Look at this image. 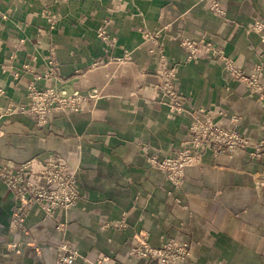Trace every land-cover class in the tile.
Segmentation results:
<instances>
[{"label": "crops", "instance_id": "0c3cea01", "mask_svg": "<svg viewBox=\"0 0 264 264\" xmlns=\"http://www.w3.org/2000/svg\"><path fill=\"white\" fill-rule=\"evenodd\" d=\"M219 3L224 15L209 0H0V166L36 173L57 154L81 189L51 215L31 205L16 226L17 199L0 178V264H56L62 244L78 252L73 264H147L132 255L138 232L156 248L188 243L179 264H264V155L207 153L180 185L152 163L180 151L196 110L264 138V100L226 67L264 87V29H253L264 0ZM183 40L211 42L223 59L189 60ZM164 69L176 98L161 90ZM50 88L87 101L41 125L21 107Z\"/></svg>", "mask_w": 264, "mask_h": 264}, {"label": "built area", "instance_id": "2783aa9c", "mask_svg": "<svg viewBox=\"0 0 264 264\" xmlns=\"http://www.w3.org/2000/svg\"><path fill=\"white\" fill-rule=\"evenodd\" d=\"M210 11L217 15H224L225 11L219 0H209ZM253 29L263 30L264 24L256 22ZM103 39L104 32L99 33ZM182 47L187 51L188 59H195L204 54L210 59H223L224 52L208 41L183 40ZM229 74L234 78L246 82L250 91L264 100V87L258 81L257 75L247 76L231 61L226 60ZM175 72L164 69V80L161 90L171 97H177L173 85ZM87 99L80 93L67 94L65 90L50 88L46 90L32 89L30 105L21 107L33 114L37 122L45 124L55 111L76 112L82 109ZM174 110L180 109L175 104ZM238 119H235L237 122ZM190 138L184 142L180 151L173 157L159 160L152 158V163L167 172L168 179L180 185L188 166L199 164L207 153L218 155L221 153H246L253 159L264 155V138L254 142L244 137L235 128H226L216 120L215 114L207 110L193 112L190 125ZM0 178L16 196L17 205L13 214V224L20 225L26 218L28 209L33 204H40L47 214H54L59 208H69L80 199L81 189L76 173L59 155L50 156L44 168L36 173L31 172V164L26 163L17 167L0 166ZM135 243L132 255L145 259L147 264H179L191 255L188 243L169 241L160 248L153 247L148 241L146 232L134 235ZM13 248L19 251L16 245ZM79 257L78 252L67 244L59 247L56 264H73ZM107 258H101L96 264H107Z\"/></svg>", "mask_w": 264, "mask_h": 264}, {"label": "rangeland", "instance_id": "374dc122", "mask_svg": "<svg viewBox=\"0 0 264 264\" xmlns=\"http://www.w3.org/2000/svg\"><path fill=\"white\" fill-rule=\"evenodd\" d=\"M173 241V240H172ZM175 241V240H174Z\"/></svg>", "mask_w": 264, "mask_h": 264}]
</instances>
